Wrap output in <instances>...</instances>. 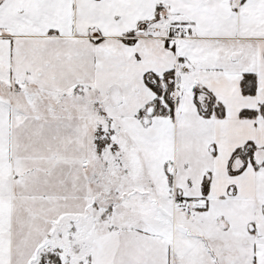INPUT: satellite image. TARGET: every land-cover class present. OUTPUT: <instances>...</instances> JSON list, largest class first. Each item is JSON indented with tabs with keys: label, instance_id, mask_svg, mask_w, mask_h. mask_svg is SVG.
Here are the masks:
<instances>
[{
	"label": "snow or ice",
	"instance_id": "6c2138e0",
	"mask_svg": "<svg viewBox=\"0 0 264 264\" xmlns=\"http://www.w3.org/2000/svg\"><path fill=\"white\" fill-rule=\"evenodd\" d=\"M0 264H264V0H0Z\"/></svg>",
	"mask_w": 264,
	"mask_h": 264
}]
</instances>
